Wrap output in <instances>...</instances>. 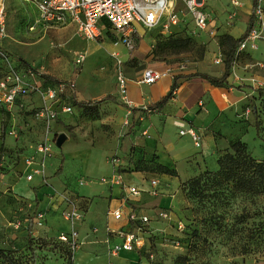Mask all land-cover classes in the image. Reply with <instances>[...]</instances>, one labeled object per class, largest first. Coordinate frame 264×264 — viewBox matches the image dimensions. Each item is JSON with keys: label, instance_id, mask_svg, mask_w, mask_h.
<instances>
[{"label": "rangeland", "instance_id": "1", "mask_svg": "<svg viewBox=\"0 0 264 264\" xmlns=\"http://www.w3.org/2000/svg\"><path fill=\"white\" fill-rule=\"evenodd\" d=\"M216 2L232 8L230 0H213L210 6ZM210 6L204 9L210 11L212 8L208 10ZM7 12L8 37L3 44L14 60L20 58L21 64L27 69L33 68L40 79L42 77L53 83H65L67 89H71V85L74 84L72 91L76 89L78 80V89L81 92L83 90L89 95L110 93L113 88L112 75L116 76L120 67L117 58L113 56L110 58L104 51L89 56L90 49L95 51L104 49L105 43L110 41L109 36L91 42L84 40L77 47L74 44L73 31L38 26L36 20L40 17V11L30 1L8 0ZM238 18L236 21L239 22ZM182 23L184 24L182 33L193 35V32H189L190 26L185 21ZM221 36L216 37V52L224 62L228 47ZM161 38L163 36L158 35L152 47L153 54ZM205 49V45L196 43L192 49L180 54L159 51L157 55L155 54V59H167L173 66H190L202 58V51ZM259 51H256V54ZM256 54L243 52L237 56L236 65L240 74L234 71L232 82L235 85L249 86L244 92L251 96L242 107L230 106L233 113L227 115L228 121L221 122L225 129L217 131L216 135L223 136L229 145L238 140L246 143L251 154L264 161V59L257 60ZM79 55L86 58L82 65L77 66L76 59ZM129 64L137 71L141 70L139 67L136 68L135 61H130ZM122 68L126 69V65L122 64ZM40 104L38 102V105ZM68 105L73 107L74 113L61 117L63 124L57 121L52 123L51 133L56 132L54 156L48 158L46 170L50 176L58 180L57 184L60 185L62 182L68 187L69 194L89 195L90 189L98 186L103 179L99 175L107 174L111 170L113 157L110 159L106 157L113 151L115 140L110 131L113 123L107 119V115L114 111L102 110L101 107L96 109L76 107L74 99L69 100ZM234 115L236 118H233ZM73 120L76 125L70 126V130L67 125ZM36 122L41 123L44 128L42 127L41 139L32 140L33 128H37ZM256 122L261 125L260 136L257 135ZM12 128L18 136L16 139L15 135H11ZM45 129V124L34 117V111H29L26 107H20L18 104L9 112L0 107V139L3 140L7 133L10 134L6 143L0 142L1 175L4 171L7 174L13 171L20 161L21 154V158L28 155V150L25 152L24 149H20L18 142L25 139L27 143L36 145L45 139ZM59 130L67 132L70 137L62 148L56 146V140L60 135L58 132H61ZM49 139L53 140L54 136L49 135ZM135 150L133 147L134 156L129 157L134 161V167L140 162L142 169L155 168L154 164L146 163L156 158L155 155L141 148L139 155L136 156ZM216 159L217 165L213 167V161L209 158L206 169L218 170ZM18 166H20L18 171H22V166ZM194 169H197L196 165H193L192 170ZM154 171H147L150 173L149 179L161 177L158 169ZM24 175L25 173L18 178L15 174H10L8 180L17 178L14 181L20 182L19 193L29 198L24 186L28 187L30 184L26 183ZM82 179L92 183L82 186L80 184ZM36 182L37 179L33 185ZM182 183L178 193L181 201L173 210L176 217L173 228L166 234L167 236H158L154 239L151 250L145 254L148 258L147 264H259L264 261V194L254 198L225 197L226 200L208 197L204 201H199L192 197L188 188L183 191ZM45 187L47 188V185ZM54 188L48 192H56ZM44 193L47 191H41V196ZM16 196L11 184L8 187L3 185L0 187V249L13 251L24 260H30L33 255L36 264H65L64 261H67L65 247L50 236L51 227L34 229L33 218L39 210V202L34 197L28 201ZM243 213L246 218L241 220L240 215ZM180 223L183 225L182 230L179 229ZM194 230H197V234ZM166 240L172 242L177 249L165 247ZM160 248L165 249L163 256L158 253Z\"/></svg>", "mask_w": 264, "mask_h": 264}, {"label": "crops", "instance_id": "2", "mask_svg": "<svg viewBox=\"0 0 264 264\" xmlns=\"http://www.w3.org/2000/svg\"><path fill=\"white\" fill-rule=\"evenodd\" d=\"M210 2L212 3L213 0H206L204 8L210 6ZM175 6L176 11L180 14L182 13L181 11H184L185 6L182 1H176ZM224 6L225 5L216 2V4H212V6L208 8L209 10L212 7V11L211 9L210 11H207V9L205 10L210 16L209 26L211 29L215 30L216 36L212 37L206 32L196 35L198 42L206 46L204 57L197 62H193L190 66H185L186 68L183 70L176 69V65H171L167 59H155L156 57L152 50V47H154L158 39V35L167 36L172 33L182 32L184 29V24L182 22L179 26L172 27L170 33L162 31L160 27L151 31L139 28V35L135 38V47L133 50H130L123 44L116 43L112 40L111 34H113V32H110L111 30L108 22L103 20L104 36L102 38L109 36L110 41L105 43L104 49L97 51H95V49H90L89 56L91 57L95 52L104 51L110 58L111 56L116 58L115 55H117L118 58L121 59L123 64L126 65V69H124L125 76L129 79L126 99L129 103L123 100L119 95L117 74L116 76L114 74L112 75L113 88L110 93L103 92L97 95L86 94L83 90L81 92V90L78 89L77 80L76 89L73 91L72 89H66L63 94V103L67 105L69 100L72 99L81 102H96L103 99H114L112 101L106 100L100 105L102 110L112 109L114 111L112 114L107 115V119L113 123L110 131L113 133L115 140L113 151L110 155H107V159L118 157L124 164L123 169L132 168L134 167V161L129 157L134 156L133 147L136 148L134 151L137 153L136 156L139 155V150L144 148L146 151L155 155L159 163L176 169L178 173L177 177L161 175V177L149 179L150 173L147 172L121 171L123 177L122 184L105 183L101 180L98 186H93L90 189L89 195H81L79 193L69 194L67 191L68 187L65 184L62 182H60V185L57 184L58 180L56 181L52 175L50 176V174L47 173V160L54 156L53 152L46 160L42 176H35L33 181L27 180V175L30 173V170L26 167L25 160L36 151V147L40 142L36 145L27 143L25 139L18 142L20 149H24L23 151L25 152L26 149L28 150V155L22 158V154L20 155V161L13 168L11 173L7 174L6 171H4L2 175L0 174V187L2 185L8 187V185L11 184L17 198L23 197L30 201V199L34 197L36 201L39 202V210H43L47 213V222L44 228L51 227L50 236L57 239L60 232L69 231L71 229L70 223L65 221L62 217V210L67 207L66 201H64L62 197L76 200L79 203L83 201V199L88 200L87 209L84 210L85 218L83 222L75 225L79 230L83 244L76 252L74 260L70 264H147L148 258L145 254L151 250L154 239L158 236H167L166 234L173 228L176 220L173 210L179 206L181 201L178 194L180 184L206 170L208 165L207 160L209 158L213 161L212 166H216L217 162H215V159L217 158L216 160L218 161L220 154L228 148L229 143L227 140L223 136H217L216 132L225 129L223 128L224 125H221V122L228 121L227 115L233 113L230 111L232 110L230 109L231 105H234V107H242L244 103L249 100L251 95L244 92L249 86L233 84V72L235 71L237 74H240V70L236 63L228 78L229 86L227 87H215L209 81L193 76L195 74H202L215 78L222 77L226 71L224 62L221 64L214 63V60L219 56L216 52V37L229 34L235 39H238L247 31V26L254 8V0L242 1L241 7L238 8V14L233 22H231L230 26H228L227 23L229 22L230 13L234 11V8ZM237 18L239 22L236 21ZM183 21L190 26L189 32L192 33L195 28L193 21L189 18H185ZM50 29H67L73 31V40L77 47L86 40L77 34L76 27L73 25ZM261 35L262 40L259 42L260 51L257 54L256 51L247 52L249 54L255 53V58L257 60L264 59V28L261 30ZM2 45L3 48L8 51L5 45ZM17 60L19 62H17ZM15 61L21 72L26 74L29 68L27 69L21 64L20 58ZM130 61H135L137 64L136 68L138 69L139 67L141 70L137 71L132 68L131 64H129ZM218 66L222 67L218 68ZM171 67L175 68L173 77L171 76L158 81L153 85L138 83L141 79L142 71L145 68L165 70ZM216 70L219 71L217 72ZM33 71L35 76L30 77V80L37 83L42 82L34 69ZM175 78H178V89L174 98L162 108H152L171 91L175 83ZM38 102L41 103L39 94L32 93L21 100L19 106L31 110L41 105H38ZM15 107H17V105ZM65 116L68 115H61V117ZM61 117L57 122L63 124ZM233 118H236V115H234ZM36 123L37 128H33L35 135H31L32 140L41 139L42 126L41 123ZM176 123H183L186 127L191 126L199 131L202 135L201 148H197L189 136H181V128H179ZM74 125H76V123L73 120L67 127L71 130L70 126ZM12 131H14V128H12ZM59 131L61 132L58 133H60V135L65 134L67 136L66 141H69L70 137L68 133L62 130ZM55 133L56 132L49 134L51 137L54 136V141ZM44 134L46 137V130ZM11 135H15V139L18 138L16 133ZM8 137H10L9 133H7L3 140L0 139V142L2 144L6 143ZM24 138H26V136ZM106 163L108 164V161ZM18 165L22 166V171H18V168H20ZM111 165L109 173L98 175L102 176L101 178H112L116 173V169L112 163ZM193 165H196L197 169L192 170ZM2 166L5 167L4 164ZM24 173V176H26V183L30 184L28 187L24 186L28 191L27 194L29 198L19 193L20 182L14 181L17 178H13L11 181L8 180L10 174H15V176L19 178ZM36 179L37 182L33 185ZM154 179H158L160 182L158 194L156 196L152 195L150 192V184ZM82 180H80V182ZM83 181V184L80 183L82 186L92 183L86 180ZM46 185L47 188L45 187ZM131 186L141 189L139 196L133 197L130 195L127 187ZM53 187L56 188L54 189L57 190L56 192L60 194L61 197L55 196L56 192L50 193ZM41 191H47V193L41 196ZM116 210H122L124 212L125 217L123 220L117 221L112 217L111 213ZM158 210H167L170 214V221L156 220L155 217ZM132 212H136L139 215H150L152 217V222L146 236V247L142 252H121L118 256L113 257L109 254L106 244V240L109 238V233L106 228L110 227L113 230L121 228L128 229L129 221L127 216ZM34 229L41 230L43 228ZM110 238L112 243L120 241L115 235H111ZM165 247L174 248L173 243L167 240ZM174 249H177V247ZM164 250V248H160L158 253L163 256ZM64 263L66 264L68 262L64 261ZM259 264H264V261Z\"/></svg>", "mask_w": 264, "mask_h": 264}, {"label": "built area", "instance_id": "3", "mask_svg": "<svg viewBox=\"0 0 264 264\" xmlns=\"http://www.w3.org/2000/svg\"><path fill=\"white\" fill-rule=\"evenodd\" d=\"M38 7L40 17L36 20L38 26L46 28H59L73 25L76 27L77 34L89 41H97L104 36V26L102 21L109 24L110 32L114 33L117 38L116 43H121L128 49L133 50L135 47V38L139 35V28L151 31L161 28L162 31L170 33L171 28L179 26L185 18L193 21L195 28L193 35L206 32L215 37L216 32L209 26V14L205 11L206 0H28ZM184 3V11H176L175 2ZM243 0H231L234 8L229 16L228 26L236 18L238 8L241 7ZM256 8L253 10L256 22L250 32L239 44L237 56L243 52H254L259 50V42L262 40L261 30L264 28V0H254ZM7 2L0 0V107L6 111H12L13 108L20 104V101L32 93H38L41 105L37 107L35 118L41 120L46 126V137L40 142L33 155L25 160L26 167L30 170L27 175L28 181H33L35 176H42L46 160L51 156L54 147V140H50L48 135L51 133L52 123L57 121L62 114L72 115L74 109L72 106L63 103V94L67 89L65 83H59L55 86L43 87V82H32L30 77L35 76L33 68L24 74L21 72L17 62L11 57L10 53L3 48V42L8 37L7 23ZM117 58L120 65L117 72V81L119 95L129 103L127 99L129 79L125 76L122 68L123 62ZM84 55H79L76 59L77 66L82 65L85 61ZM223 62L221 56L215 60V64ZM185 65H177L176 69L183 70ZM175 68L158 70L154 68H145L142 71L139 84L153 85L158 81L173 77ZM74 88V84L71 85ZM181 128V136H189L197 148L202 146V135L194 127H186L183 123H176ZM15 130L11 134H15ZM111 163L116 169L112 178H103L102 182L111 184H122L123 177L121 169L123 162L118 157H113ZM84 181H81L83 184ZM151 194L156 196L160 182L158 179L151 181ZM130 195L139 196L141 189L138 187H127ZM55 196L61 197L57 192ZM66 201V208L62 211V217L70 223L69 231H62L58 234L57 240L69 249L70 256L67 255L69 264L73 262L76 252L83 242L80 238L79 230L76 224H81L85 218L84 210L80 203L67 197H62ZM112 217L121 221L125 214L122 210H116L111 213ZM129 228L113 230L107 227L109 238L106 240L108 252L111 256L116 257L121 252H142L147 244V232L152 222L150 215H139L132 212L127 216ZM158 221H170V214L167 210H158L156 214ZM47 222V213L43 210L36 211L33 218L34 228H44ZM179 229L183 225L179 224ZM111 235L120 239L117 243L111 242Z\"/></svg>", "mask_w": 264, "mask_h": 264}, {"label": "trees", "instance_id": "4", "mask_svg": "<svg viewBox=\"0 0 264 264\" xmlns=\"http://www.w3.org/2000/svg\"><path fill=\"white\" fill-rule=\"evenodd\" d=\"M256 8V2L254 1V8ZM256 18L254 13L250 17L249 24L247 26L246 33L235 39L229 34H224L221 36L224 43L227 44L228 50L225 55V68L226 71L224 75L220 78L211 77L208 75L195 74L193 76L199 77L209 81L215 87H227L229 86L228 78L232 73V69L237 60V49L242 40L250 32V30L255 25ZM163 38L159 39L156 44V50L154 53L157 55L159 51L162 52H173L175 54H180L187 50L192 49L196 43L198 44L197 36L195 35H185L182 32H176L169 34L167 36L162 35ZM111 38L114 42H117V38L114 34H111ZM205 50L202 51V58L204 57ZM200 59V60H201ZM177 79L175 78V83L173 84L171 91L163 97L159 102H157L152 108H162L164 107L172 98H174L175 93L178 89ZM43 82V87L55 86L57 83L48 81L46 78L41 77ZM240 88V87H239ZM106 100L96 102H81L74 100V105L76 107L82 108H100V105ZM125 105V104H124ZM5 110L4 108H1ZM35 113L37 108L31 109ZM30 111V110H29ZM43 127V125L41 124ZM257 135L260 136L261 125L259 122L255 123ZM148 164H154L155 168H147V170L142 169V164L138 162L135 167L121 169L122 172H153L155 169L159 170L160 175H169L177 177L178 173L176 169L165 166L157 161V158H153L147 161ZM218 170L212 171L209 169L204 170L197 176L187 180L182 183L183 191L188 188V192L192 194L193 198L199 199V201H204L208 197H214L216 199L225 197H235V196H249L258 197L264 194V161L257 159L251 154L246 143L242 141L233 142L226 148L218 158ZM155 172V171H154ZM148 173V172H147ZM88 200L83 199L80 202V206L83 210L87 209ZM241 220L246 218L243 213L240 215ZM197 234V230H194ZM65 247L66 255L70 256L69 249ZM0 264H36L35 257L32 255L30 260H24L22 257L16 255L13 251H6L0 249Z\"/></svg>", "mask_w": 264, "mask_h": 264}, {"label": "water", "instance_id": "5", "mask_svg": "<svg viewBox=\"0 0 264 264\" xmlns=\"http://www.w3.org/2000/svg\"><path fill=\"white\" fill-rule=\"evenodd\" d=\"M66 139H67V136L65 134L59 135L57 140H56V146L58 148H61L63 146V144L65 143Z\"/></svg>", "mask_w": 264, "mask_h": 264}]
</instances>
